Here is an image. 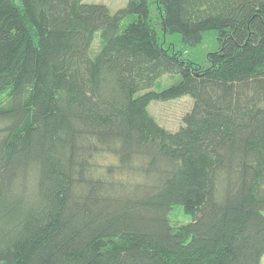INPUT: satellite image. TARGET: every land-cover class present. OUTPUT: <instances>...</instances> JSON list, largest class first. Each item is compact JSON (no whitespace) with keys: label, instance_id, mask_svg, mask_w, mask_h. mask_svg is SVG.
I'll use <instances>...</instances> for the list:
<instances>
[{"label":"trees","instance_id":"trees-1","mask_svg":"<svg viewBox=\"0 0 264 264\" xmlns=\"http://www.w3.org/2000/svg\"><path fill=\"white\" fill-rule=\"evenodd\" d=\"M153 2L187 46L217 32L209 66L151 0H0L1 262L262 264L264 0ZM185 96L175 132L150 113Z\"/></svg>","mask_w":264,"mask_h":264},{"label":"rangeland","instance_id":"rangeland-1","mask_svg":"<svg viewBox=\"0 0 264 264\" xmlns=\"http://www.w3.org/2000/svg\"><path fill=\"white\" fill-rule=\"evenodd\" d=\"M129 0H84L87 4H104L111 10L112 13L117 12L121 8L127 6ZM151 0L152 13L151 18L156 25L160 41L164 43L166 48L176 51L181 54L184 59L190 60L201 67L209 66V56L211 53L219 50V42L217 32L215 30L207 31L203 34V42L198 46H187L183 43L182 37L179 34L166 35L162 29V20L160 11L156 4ZM101 45V35L97 33L91 48V56L94 57L96 52H99ZM180 75H166L157 81L154 90L161 92L180 81ZM10 98L2 97L3 105H8ZM194 104L193 98L185 96L180 99L152 102L149 110L158 123L170 131H177L183 125V117L191 111ZM174 224L177 226L186 225L191 222V217L187 216L180 208L176 209L174 214ZM0 264H5L0 261ZM262 264H264V259Z\"/></svg>","mask_w":264,"mask_h":264}]
</instances>
